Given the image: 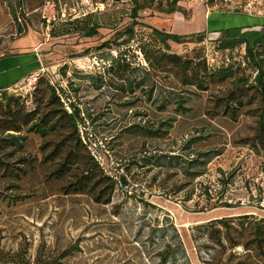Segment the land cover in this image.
<instances>
[{
	"label": "rangeland",
	"instance_id": "rangeland-1",
	"mask_svg": "<svg viewBox=\"0 0 264 264\" xmlns=\"http://www.w3.org/2000/svg\"><path fill=\"white\" fill-rule=\"evenodd\" d=\"M152 1L139 13L135 40L118 50L123 42L119 33L133 23V0H0V61L34 54L42 65L9 93L29 94L42 77L68 87L73 102L93 120L88 121L92 155L104 172L128 174L135 184L119 185L112 203L103 206L90 195H63L70 178L44 184L48 169L39 168L23 188L24 200L0 202V264L6 254L17 252L30 264H208L219 248L205 225L245 215L264 219V151L243 144L256 133L255 109L236 119L211 116V99L228 95L235 80L207 92L183 88L170 67L155 76L140 50L205 59L212 71L239 69L235 79L242 85L241 77L255 75L244 62L245 46L223 53L218 45L242 36L254 42L264 35V19L246 15L264 17V1L246 10L247 0H182L173 15L159 11L161 2L167 8L166 0ZM212 13L241 15L218 21ZM87 15L89 22L99 23L98 36L64 35L68 23ZM255 20L258 25L226 30ZM215 28L225 31H210ZM154 29L185 39L208 35L202 42L163 44ZM110 39L112 49L97 50ZM120 53L131 64L128 74L110 71ZM126 77L134 82L135 93L118 90ZM178 95L185 108L178 106ZM41 144L34 136L28 144L39 159ZM194 174L201 176L191 179ZM183 184L190 186L179 191ZM169 247L171 257L163 261Z\"/></svg>",
	"mask_w": 264,
	"mask_h": 264
},
{
	"label": "trees",
	"instance_id": "trees-1",
	"mask_svg": "<svg viewBox=\"0 0 264 264\" xmlns=\"http://www.w3.org/2000/svg\"><path fill=\"white\" fill-rule=\"evenodd\" d=\"M133 1L135 4L131 10L133 23L131 27L119 33L118 36L123 39V42L117 45L118 50L121 47L129 48L135 40V26L138 25L139 13L148 9L154 2L152 0ZM166 1L167 8H163L161 2L159 11L173 15L178 11V4L182 0ZM38 8H32V11ZM79 19L82 20L71 21L65 26L67 33L64 35L76 33L89 39L99 35L101 28L99 23L88 20L92 17L87 15ZM244 28L248 27L235 29ZM153 33L163 44L167 41L176 44L202 42L208 35L206 32L193 39H185L157 29H154ZM111 40L105 41L97 50L101 52L112 49L113 41ZM244 46V62L255 75L254 78L246 75L241 77L244 82L242 85H238L239 81L235 79L236 71L239 69L235 70L231 67L212 71L205 59L195 62L184 59L180 55L164 54L150 47H140V50L155 76L160 72H165L166 67L163 66L170 67L171 72L181 78L178 83L183 88L195 86L198 90L207 92L212 85L225 84L234 79L236 86L228 95L217 97V102L211 99L214 103L211 116L216 117L221 113L236 119L240 112L249 108L255 109L256 133L253 138L244 139L243 144L255 151H264V35L254 42L243 36L223 40L219 42L218 49L226 53L233 52L237 48L242 49ZM88 54L89 52L86 51L82 56ZM124 57L126 58V55L120 53L113 61L110 71L118 75L128 74L131 64L123 61ZM246 70L248 69H244V72ZM126 78V80L123 79L121 83L123 85L119 86L118 90L135 93L134 82L130 81V77ZM9 89L10 87L0 90V202L7 201L16 204L24 200L26 195L23 194V188L26 182L37 174L39 168L45 166L48 171L45 174L44 184L70 178L71 182L62 192L63 195H90L95 203L103 206L112 203L119 185H135L128 179V174L115 177L104 172L100 163L92 155L90 146L93 136L90 133L88 121L91 123L93 120L91 115H87L78 104L73 102L68 87L56 86L42 77L38 79L33 91L24 96L13 95L9 93ZM176 90L179 92L178 88ZM177 102L180 108H185V101L180 95H178ZM32 136L42 140L40 146L42 159L28 149ZM199 176L201 175L194 174L191 179ZM189 186V184H183L178 190L183 191ZM149 189L152 188L149 187ZM132 194L140 197V193ZM52 195L54 193L46 198ZM186 200L190 201L192 197H187ZM215 208L217 207L214 206L212 209ZM199 212H205V209ZM204 230L209 240L219 248V252L208 264H264V219L253 215L223 218L209 222ZM239 249H242L241 253ZM172 250L169 247L164 252L163 261L171 257ZM5 258L6 262L2 261V263L5 262L3 264H30L20 252L6 254Z\"/></svg>",
	"mask_w": 264,
	"mask_h": 264
},
{
	"label": "crops",
	"instance_id": "crops-1",
	"mask_svg": "<svg viewBox=\"0 0 264 264\" xmlns=\"http://www.w3.org/2000/svg\"><path fill=\"white\" fill-rule=\"evenodd\" d=\"M217 14V20L225 19L226 17L234 16V15H241L235 13H212ZM245 15V14H244ZM249 17H253L255 19H264V17H256L253 15L246 14ZM252 25H258V22L255 20V23ZM251 25V26H252ZM237 27H245V26H237ZM232 27V28H237ZM249 27V25H246ZM215 30V31H214ZM212 30L213 32L216 31H225L222 28H215ZM41 63L37 55H30V54H19L14 57H10L8 59H4L0 61V90L1 89H8L9 87H13L18 85L29 76L32 72L38 71L41 69Z\"/></svg>",
	"mask_w": 264,
	"mask_h": 264
},
{
	"label": "built area",
	"instance_id": "built-area-1",
	"mask_svg": "<svg viewBox=\"0 0 264 264\" xmlns=\"http://www.w3.org/2000/svg\"><path fill=\"white\" fill-rule=\"evenodd\" d=\"M263 0H247L246 10H253L256 5H262Z\"/></svg>",
	"mask_w": 264,
	"mask_h": 264
},
{
	"label": "water",
	"instance_id": "water-1",
	"mask_svg": "<svg viewBox=\"0 0 264 264\" xmlns=\"http://www.w3.org/2000/svg\"><path fill=\"white\" fill-rule=\"evenodd\" d=\"M19 32L21 33V31L19 30Z\"/></svg>",
	"mask_w": 264,
	"mask_h": 264
}]
</instances>
